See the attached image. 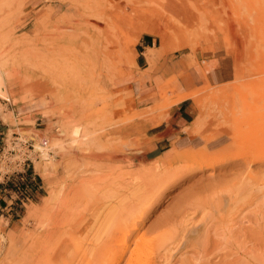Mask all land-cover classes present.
Listing matches in <instances>:
<instances>
[{
  "label": "rangeland",
  "instance_id": "1",
  "mask_svg": "<svg viewBox=\"0 0 264 264\" xmlns=\"http://www.w3.org/2000/svg\"><path fill=\"white\" fill-rule=\"evenodd\" d=\"M185 100L191 144L148 161ZM262 144L264 0H0V154L31 151L39 188L0 210V264H96L142 207L119 264L143 237L150 264H264Z\"/></svg>",
  "mask_w": 264,
  "mask_h": 264
},
{
  "label": "built area",
  "instance_id": "2",
  "mask_svg": "<svg viewBox=\"0 0 264 264\" xmlns=\"http://www.w3.org/2000/svg\"><path fill=\"white\" fill-rule=\"evenodd\" d=\"M34 151V148H33ZM32 151V152H33ZM44 153L36 158L40 160ZM31 151L19 153L8 146L0 154V210L20 213L39 191L36 179L30 175L34 169ZM34 176V173H33Z\"/></svg>",
  "mask_w": 264,
  "mask_h": 264
},
{
  "label": "bare ground",
  "instance_id": "3",
  "mask_svg": "<svg viewBox=\"0 0 264 264\" xmlns=\"http://www.w3.org/2000/svg\"><path fill=\"white\" fill-rule=\"evenodd\" d=\"M151 28H153V27H151ZM150 28V30H146V32H148V33H150V34H156V35H158V36H161L160 34H159V32L158 31H156V30H153V29H151ZM146 29V28H145ZM114 30V29H113ZM145 31V30H144ZM111 32V31H110ZM113 33V32H112ZM115 33V32H114ZM155 35V36H156ZM163 35V34H162ZM100 36H101V33H100ZM164 36V35H163ZM111 37H113V39L115 38L114 36H112V34H111ZM98 39H100V38H98ZM105 39V38H104ZM104 39H103V42H104ZM162 39V38H161ZM115 40V39H114ZM105 43V42H104ZM108 43V42H107ZM137 43V42H136ZM111 44H112V42H111ZM103 45V44H102ZM108 46H110V45H108ZM106 47V46H105ZM104 48V47H103ZM105 51H106V49H105ZM103 62L104 61H107V59H109L108 57H109V53L107 52H104V50H103ZM99 59L98 60H100V58H102V57H98ZM152 59V54H149L148 55V60H151ZM260 122V121H259ZM255 127V126H254ZM259 128V127H258ZM245 129V128H244ZM77 133H78V131H77ZM252 133V132H251ZM256 135V134H255ZM262 147V148H261ZM260 147V152H259V154L260 155H257V157H259V156H263L262 154H264V145L262 144V146ZM117 152H118V150H117ZM112 153V154H110L109 155V157H107L109 160H111V158H114L115 156H117L118 155V153ZM256 157V156H255ZM201 166V168H202V164L200 165ZM150 171V170H149ZM168 174V173H167ZM175 174V173H174ZM179 174V173H178ZM164 175V174H163ZM169 175H171V174H169ZM147 178H146V181H147V179H149L150 181H157L160 177V175L158 174V173H153V172H150V173H147L146 175H145ZM162 176V175H161ZM173 176V175H172ZM158 178V179H157ZM164 178H166V177H164ZM154 179V180H153ZM167 179V178H166ZM140 180V179H139ZM148 184V183H147ZM156 185H158V184H156ZM155 187V186H154ZM151 190V189H150ZM149 198H150V196H148ZM137 199V198H136ZM140 199H142L141 197H140ZM147 199L148 198H146L145 197V201H142L141 200V203H143V202H145L146 203V201H147ZM137 200H139V199H137ZM136 200V201H137ZM50 201V200H49ZM134 202V201H133ZM57 203V202H56ZM140 203V204H141ZM136 204V203H135ZM139 204V205H140ZM138 205V206H139ZM141 206H142V204H141ZM146 206V205H145ZM96 207V206H95ZM94 207V208H95ZM140 207V206H139ZM139 207H138V209H139ZM131 208V207H130ZM130 208H128V209H130ZM96 209V208H95ZM127 209V210H128ZM135 209H136V207H135ZM144 208L142 207V210L140 211V214H138V215H136L137 214V212L136 213H134L135 211H134V208H133V213L131 212V210H128V211H126L125 210V207H124V209L123 210H120L119 212H121V211H123L124 212V210L128 213L129 211V221H130V223H128V222H126V221H128V220H124L122 217L124 216V215H126V213L125 214H123V215H119L120 217L119 218H121V220H120V222L122 223L123 222V220H124V222L125 223H123V225L121 224L119 227V229H120V232H119V234L121 235V236H119V237H121V238H119V239H117L116 240V244H118L117 246H118V248H117V254L118 255H112V253H113V251H111V253H110V255H104L103 257L101 256V257H99V258H97L98 260H97V263L96 264H108L107 262L108 261H112L113 260V263L114 264H119L120 262H122V260L124 259V257H125V254H126V252H127V250H128V237L130 236V234L132 233V231H134L136 228H137V226H138V223L140 222V220L141 219H143V217H142V214L145 212L144 210H143ZM94 211V210H93ZM117 211V210H116ZM32 212V211H31ZM122 212V213H123ZM34 213V212H33ZM69 213V212H68ZM94 213V212H93ZM96 213V212H95ZM43 214V213H42ZM97 214V213H96ZM62 215V214H61ZM68 215V214H67ZM71 215V214H70ZM34 216V215H33ZM52 216V215H51ZM111 216V215H110ZM118 216V215H117ZM127 216V215H126ZM111 218V217H110ZM125 218V217H124ZM63 219V218H62ZM61 219V220H62ZM70 219V218H69ZM113 219V218H112ZM116 220V219H115ZM67 221V220H66ZM69 222V221H68ZM142 222V221H141ZM63 223H65V222H62V224ZM126 223H128V226L127 227H125V225H126ZM60 224V223H59ZM66 224V223H65ZM64 226V225H63ZM58 227V226H57ZM68 229V228H67ZM62 232V231H61ZM115 233H118V232H115ZM49 235V234H48ZM55 235V234H54ZM110 235V234H109ZM117 236H118V234H117ZM49 239V238H48ZM145 239H144V237L142 238V239H139L138 241H136V243H135V247L131 250V252H130V255H129V257H128V259H127V262H126V264H150V261L153 259V256H154V254H155V249H154V247H153V245H152V241L151 242H148L149 240H147V242H146V240L144 241ZM110 241V240H109ZM112 241V240H111ZM114 241V240H113ZM162 241V240H161ZM144 244V246H142L141 244ZM160 243V242H159ZM158 243V244H159ZM155 244H157V242L155 243ZM157 244V245H158ZM156 245V246H157ZM164 245V243L162 244V246ZM116 246V247H117ZM102 247V246H101ZM101 247H98V249H100ZM44 248V247H43ZM114 248V247H113ZM112 248V249H113ZM162 248V247H161ZM47 249V248H46ZM103 248H101L100 250H102ZM159 249V248H158ZM157 249V250H158ZM104 250V249H103ZM105 250H106V248H105ZM114 250V249H113ZM161 250V249H160ZM159 250V251H160ZM97 251V250H96ZM50 252V251H49ZM53 252H54V250H53ZM99 251H97V252H95V255L93 256V258H92V260L94 261V259H95V256H96V254L98 253ZM110 252V251H109ZM103 253V252H102ZM114 253H116V252H114ZM27 254V253H26ZM64 254V253H63ZM60 255H61V253H60ZM98 255V254H97ZM155 255H157V254H155ZM90 256V255H89ZM106 256L108 257V259H106ZM49 258V257H48ZM85 258H87V256L85 255ZM155 259V258H154ZM41 260V259H40ZM92 260H90L91 262H92ZM47 261H49V260H47ZM46 261V262H47ZM82 261H83V259H82ZM43 263V262H40V261H38L37 262V264H47V263H49V262H47V263ZM81 262V261H80ZM79 262V263H80ZM82 263V262H81ZM80 263V264H81ZM92 263H94V262H92ZM112 264V263H111ZM153 264V263H152Z\"/></svg>",
  "mask_w": 264,
  "mask_h": 264
},
{
  "label": "crops",
  "instance_id": "4",
  "mask_svg": "<svg viewBox=\"0 0 264 264\" xmlns=\"http://www.w3.org/2000/svg\"><path fill=\"white\" fill-rule=\"evenodd\" d=\"M211 60L221 61V57L210 56ZM216 68L210 73L211 82L214 85L225 83V76L221 66ZM194 107L190 100H185L173 108V115L167 123L156 126L149 130L148 136V149L146 151V159L148 161L157 159L166 152L174 148L187 147L193 140L190 133L186 129L194 121ZM8 130V129H7ZM150 140V141H149ZM182 146V147H181ZM37 180L36 174L30 175ZM39 189V188H38Z\"/></svg>",
  "mask_w": 264,
  "mask_h": 264
}]
</instances>
